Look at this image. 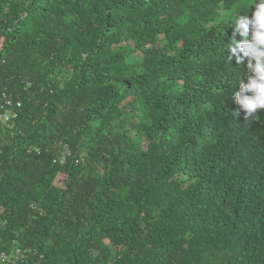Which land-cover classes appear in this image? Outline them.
Returning <instances> with one entry per match:
<instances>
[{
    "label": "trees",
    "instance_id": "trees-1",
    "mask_svg": "<svg viewBox=\"0 0 264 264\" xmlns=\"http://www.w3.org/2000/svg\"><path fill=\"white\" fill-rule=\"evenodd\" d=\"M246 7L0 0V264H264V110L228 60Z\"/></svg>",
    "mask_w": 264,
    "mask_h": 264
},
{
    "label": "clouds",
    "instance_id": "clouds-1",
    "mask_svg": "<svg viewBox=\"0 0 264 264\" xmlns=\"http://www.w3.org/2000/svg\"><path fill=\"white\" fill-rule=\"evenodd\" d=\"M242 2L247 5L244 14L233 15L228 23L232 26L228 60L234 58L238 67L246 64L247 74L236 82L238 91L232 97L245 119L254 120L259 110H264V0ZM237 35L239 40L235 38Z\"/></svg>",
    "mask_w": 264,
    "mask_h": 264
},
{
    "label": "built area",
    "instance_id": "built-area-1",
    "mask_svg": "<svg viewBox=\"0 0 264 264\" xmlns=\"http://www.w3.org/2000/svg\"><path fill=\"white\" fill-rule=\"evenodd\" d=\"M19 106V102L15 104L11 103L10 99H5L4 103L0 104V122L7 123L10 119H13L17 116V107ZM2 260L4 256H1Z\"/></svg>",
    "mask_w": 264,
    "mask_h": 264
},
{
    "label": "rangeland",
    "instance_id": "rangeland-1",
    "mask_svg": "<svg viewBox=\"0 0 264 264\" xmlns=\"http://www.w3.org/2000/svg\"><path fill=\"white\" fill-rule=\"evenodd\" d=\"M243 0H240V2H242ZM234 10H237V6L236 5H233L232 8H231V11H234ZM233 16V14H232ZM229 13L225 15L226 18L230 19L232 17ZM62 176L59 175L58 178H57V184H60V180H61Z\"/></svg>",
    "mask_w": 264,
    "mask_h": 264
},
{
    "label": "bare ground",
    "instance_id": "bare-ground-1",
    "mask_svg": "<svg viewBox=\"0 0 264 264\" xmlns=\"http://www.w3.org/2000/svg\"><path fill=\"white\" fill-rule=\"evenodd\" d=\"M194 23V22H193ZM160 31V30H159ZM205 53H207V52H205ZM235 62V61H234ZM236 67V66H235ZM238 69V68H237ZM223 78V77H222ZM234 129V128H233ZM231 133V132H230Z\"/></svg>",
    "mask_w": 264,
    "mask_h": 264
}]
</instances>
